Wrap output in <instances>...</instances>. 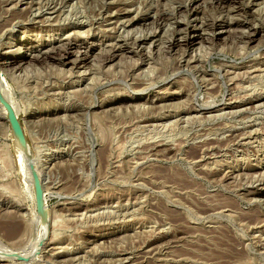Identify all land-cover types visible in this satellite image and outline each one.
Returning a JSON list of instances; mask_svg holds the SVG:
<instances>
[{"label": "rangeland", "instance_id": "374dc122", "mask_svg": "<svg viewBox=\"0 0 264 264\" xmlns=\"http://www.w3.org/2000/svg\"><path fill=\"white\" fill-rule=\"evenodd\" d=\"M19 41L30 152L0 119V240L35 250L11 264H264V0H0Z\"/></svg>", "mask_w": 264, "mask_h": 264}, {"label": "bare ground", "instance_id": "6f19581e", "mask_svg": "<svg viewBox=\"0 0 264 264\" xmlns=\"http://www.w3.org/2000/svg\"><path fill=\"white\" fill-rule=\"evenodd\" d=\"M195 1V0H194ZM193 2V1H192ZM190 6V5H189ZM195 9V8H194ZM192 11H193V13H191V17H195V15L197 14V10H193L192 9ZM31 12H32V10H31ZM37 12V11H36ZM39 12V11H38ZM189 12V11H188ZM192 18L193 20H194V22H196L197 21V18ZM17 18V17H16ZM165 19V18H164ZM57 20V19H56ZM173 20V19H172ZM193 20H191V21H193ZM12 21V20H11ZM170 21V20H169ZM13 23V22H12ZM178 23V22H177ZM201 23V22H200ZM11 24V23H10ZM9 24V26H11ZM197 24V23H196ZM199 24V23H198ZM125 25V24H124ZM128 25V24H127ZM188 25V24H187ZM205 25V24H204ZM212 25H214V24H212ZM199 26H201V25H199ZM198 26V27H199ZM211 26V25H210ZM215 26V25H214ZM6 27V26H5ZM7 28H9L8 26H7ZM12 28H13V26H12ZM167 28V27H166ZM208 28V27H207ZM182 29V28H181ZM192 30H190L191 31V35L190 34H188V36H186V38L184 39V41L186 42V44L187 45H194V44H196V42H197V40L199 39V36L197 35V27H196V25H194V27L192 26V28H191ZM206 29V28H205ZM9 30V29H8ZM178 30H179V28H178ZM177 30V31H178ZM214 30V29H213ZM186 31V30H185ZM179 32V31H178ZM177 32V33H178ZM176 33V34H177ZM182 33H183V31H182ZM214 33V32H213ZM159 34V33H158ZM186 34V33H185ZM178 35H180V34H178ZM178 35H176L177 37H178ZM252 36L253 35H251L250 37L252 38ZM75 37V36H74ZM183 37V36H182ZM204 37V36H203ZM145 38V37H144ZM175 38V37H174ZM174 38H172V39H174ZM184 38V37H183ZM178 39H180V36H179V38ZM203 39V38H202ZM137 40V39H136ZM135 40V41H136ZM175 40V39H174ZM62 41V40H61ZM70 41V40H69ZM176 41V40H175ZM27 41H19L18 43H9L10 45L8 46V47H6V49H8L7 51H5V52H3V50L5 49V48H2L1 50H0V96H1V98H3L5 101H7V102H9L10 103V105H11V107L13 108V110H14V112H15V114L17 115V117H18V119L20 120V122H21V125H22V128H23V131H24V134H25V128H24V126H23V122H22V119L19 117L21 114H24L25 115V117H26V115H27V112H26V110L24 111V110H22V108H21V106L19 105V102L17 103V101L14 99V94H15V91H14V89L12 88V87H8L7 86V84L6 83H8V80L6 81V83L4 82V78H3V73L2 72H4L5 70H3L2 68H1V66L3 65V66H11V65H14V64H16V63H23L24 61H25V59L27 58V56H28V54H27V52L29 53L31 50H32V47H29V48H27V43H26ZM39 42V41H38ZM66 42H68L67 40H66ZM19 43H21L20 45H18ZM137 43V42H136ZM139 44H141V40H139V42H138ZM145 43V42H144ZM45 44V43H44ZM51 44V43H50ZM134 44V43H133ZM59 45H62V44H59ZM71 45H72V43L71 42H68L67 44H66V48L63 50V53H61V55H59V54H57L56 52V54H57V57H58V55L59 56H63L64 58H66V56H69V55H71ZM95 45V44H94ZM171 45V44H170ZM173 45H174V43H173ZM172 45V46H173ZM16 46H17V48H16ZM88 46V45H87ZM109 46V45H108ZM119 47H121L120 45H118ZM175 46V45H174ZM2 47V46H1ZM27 48L25 51H27V52H23L22 50L24 49V48ZM53 48V50H51V51H53L54 52V48L56 47H54V46H52ZM60 47V46H59ZM62 47V46H61ZM64 47V46H63ZM136 47V46H135ZM88 48V47H87ZM171 48V47H170ZM188 48V47H187ZM57 49V51H59L58 49L59 48H55V50ZM141 49V48H140ZM36 50V49H35ZM34 50V51H35ZM107 50V49H106ZM113 50V49H112ZM112 50H110V51H112ZM45 51H47V50H45ZM44 51V53H46ZM62 51V50H61ZM120 51V50H119ZM32 52V51H31ZM49 52V54H51L50 53V51L48 50L47 51V53ZM41 53H42V51H41ZM40 53V54H41ZM46 53V54H47ZM60 53V52H59ZM112 53V52H111ZM44 55V54H43ZM109 55V54H108ZM111 55H113V54H111ZM115 55V54H114ZM113 55V56H114ZM35 56V55H34ZM33 56V57H34ZM37 56V55H36ZM35 56V57H36ZM39 56V55H38ZM52 56V55H51ZM88 56V55H87ZM86 56V57H87ZM112 56V57H113ZM34 57V58H35ZM53 57V56H52ZM33 58V59H34ZM43 58V57H42ZM47 58V56L44 58V59H46ZM32 59V60H33ZM37 59H38V57H37ZM35 60V59H34ZM33 60V61H34ZM39 60V59H38ZM83 60V57H81V56H77L73 61H72V63H74V64H77V63H79V62H81ZM59 61H60V59H59ZM71 61V60H70ZM21 63V64H22ZM64 63V62H63ZM17 65V64H16ZM23 65V64H22ZM21 65V66H22ZM20 66V65H19ZM18 66V68H20ZM55 66V65H54ZM17 66H15V68H16ZM11 69V68H10ZM13 69V68H12ZM11 69V70H12ZM18 70V69H17ZM27 70V69H26ZM22 71V70H21ZM16 72V71H15ZM19 72V71H18ZM16 75V74H15ZM19 75V74H18ZM8 79V78H7ZM91 79V78H90ZM45 80V79H44ZM16 90V89H15ZM16 96V95H15ZM96 99V98H95ZM235 99V98H234ZM244 101V100H243ZM24 108V107H23ZM231 111V110H230ZM7 111H6V108H5V106L3 105V103H2V101L0 100V119H5L6 121H8V119H7V113H6ZM9 123V122H8ZM9 127H10V124H9ZM10 130H11V127H10ZM11 133H12V131H11ZM13 135V134H12ZM25 136H26V134H25ZM26 139H27V137H26ZM13 141H14V144L15 145H17L18 146V144H17V142L14 140V137H13ZM27 143H28V150L27 149H24V148H22L21 146H18L20 149H21V151H22V153H23V157H25V153L27 154V152L30 150L29 148H30V143H29V141H28V139H27ZM18 150V149H17ZM30 152V151H29ZM30 158H31V156H30ZM32 162L34 163V167L36 168V171L38 172V174L40 175V179H41V182H42V186H43V191H44V197H45V189H44V182H43V176H42V172L40 171H38L37 170V167H36V165H35V161H33L32 160ZM39 168V167H38ZM45 200H46V198H45ZM47 210H48V205H47V201H46V220H44V221H42L41 220V217H40V215L38 214V215H35L36 216V218L34 219V221H41L42 222V224H43V226H45L46 224H47V215H48V212H47ZM134 211V210H133ZM31 213V212H30ZM32 214V213H31ZM36 214V213H35ZM48 221H49V219H48ZM50 222V221H49ZM47 227V226H46ZM44 228V227H43ZM47 230V229H46ZM42 234V233H41ZM34 237V236H33ZM39 240H40V238H38ZM37 243H39V241L37 242ZM23 246V245H22ZM40 247V246H39ZM35 248H36V246H35ZM25 249H27L26 251L24 250V249H22V250H15V249H10L6 244H4L1 240H0V257L1 256H5V259H1L0 258V262H2V261H6V262H8L9 264H11V262L12 261H17L18 259H26V258H29L31 255H32V252H28V250H31V249H34V247H30V244L28 245V247H26ZM35 250V249H34ZM33 250V251H34ZM32 251V250H31ZM23 262V261H22ZM21 262V263H22ZM25 262V261H24ZM84 262V261H83Z\"/></svg>", "mask_w": 264, "mask_h": 264}, {"label": "water", "instance_id": "95a60500", "mask_svg": "<svg viewBox=\"0 0 264 264\" xmlns=\"http://www.w3.org/2000/svg\"><path fill=\"white\" fill-rule=\"evenodd\" d=\"M0 100L2 101L3 105L6 108L7 119L10 124L14 140L17 142L18 146H21L22 148L28 150L27 139L24 134L20 120L15 114L10 103L5 101L3 98H1V96H0ZM28 166L30 168L32 175L36 210L39 213L41 220L44 221L46 220V200L44 197V191H43L40 175L36 171V168L34 167V163L32 162L31 159L28 160Z\"/></svg>", "mask_w": 264, "mask_h": 264}]
</instances>
